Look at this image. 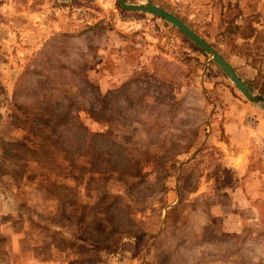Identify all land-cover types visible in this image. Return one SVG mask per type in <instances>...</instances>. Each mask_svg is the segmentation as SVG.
I'll use <instances>...</instances> for the list:
<instances>
[{
    "label": "rangeland",
    "instance_id": "obj_1",
    "mask_svg": "<svg viewBox=\"0 0 264 264\" xmlns=\"http://www.w3.org/2000/svg\"><path fill=\"white\" fill-rule=\"evenodd\" d=\"M150 1L264 97V0ZM247 24L250 40L233 30ZM86 77L135 93L87 125L110 151L91 154L67 129L65 153L45 151L56 139L41 108L101 107ZM237 97L179 30L119 0H0V264H264V147L235 171L215 143ZM179 201L181 228L161 237Z\"/></svg>",
    "mask_w": 264,
    "mask_h": 264
},
{
    "label": "trees",
    "instance_id": "obj_2",
    "mask_svg": "<svg viewBox=\"0 0 264 264\" xmlns=\"http://www.w3.org/2000/svg\"><path fill=\"white\" fill-rule=\"evenodd\" d=\"M233 30H236L237 32L240 31V34H241L240 36L244 40L252 38L254 36L253 34L256 32V29H254V27L251 24H247L246 27H243L242 25H237L233 27ZM157 62H158L157 64L153 65V70H156L159 67L158 64L160 63V61H157ZM140 72L142 71H134L131 74V76L134 75L135 73L141 74ZM143 72H144L143 74L146 73V74H149L148 76H152L147 71H143ZM85 81L87 84H89V86H91L92 88H94V90L97 91L96 93H94V95L95 97H98L99 101L101 102V107L99 108V110H96V107L90 104L88 109L80 107L74 111L67 110L64 113H58L57 112L58 110H53V108L51 109V107L53 106L50 104L46 106V108L44 109L41 108L40 110L45 112L48 115V121L51 124V129H52V137L56 139L54 141V144L47 147L45 151L56 150L57 152H61L63 154L65 153V151H63L62 149L64 146L62 134L64 130L66 129L73 131L75 134L77 133L78 134L77 138L79 140L80 146L83 149L91 152V154L94 152H101V151H106V150L110 151L109 138L103 133L92 131L87 125L88 123H97V124H104V125L108 124L109 113L118 111L117 109H112L114 107L110 104V99H112L111 97L117 95L119 98V101L126 102V100L131 99L133 95H135L134 90H130V92L124 91V85L127 82H129V80L127 79L123 81L121 85H119L118 87L108 89L104 92L99 91V87H96L91 82H89L87 77L85 78ZM92 93L93 92H91V94ZM48 140L49 138L43 139L42 141H39L37 139L34 140L31 138H27L25 142L29 144L27 145L29 148L40 150L42 143L48 142ZM56 147H58V149H56ZM29 148L26 147L28 151H31V149ZM211 154L212 153L208 155L213 156ZM55 162L56 161L54 162L52 161V165H54ZM59 165H60V162H59ZM46 169L48 171L52 168L47 167ZM49 174H52V172L50 171ZM183 206H184L183 202L179 201L176 205L171 206L169 208V213H168L164 228L161 231V237H166L169 233H173L176 230H179L181 228V225H179L178 218L181 212L180 211L181 207ZM171 214H173L172 218H171ZM222 235H224V237L227 238L228 240L237 238V237L229 236L226 234H218V235L213 234V237H211V239H208L206 241L209 243L216 242L218 244L219 243L227 244V242L229 243L230 241L223 240ZM216 238L220 239L221 242L218 241V239ZM143 250L146 251V249H143Z\"/></svg>",
    "mask_w": 264,
    "mask_h": 264
},
{
    "label": "crops",
    "instance_id": "obj_3",
    "mask_svg": "<svg viewBox=\"0 0 264 264\" xmlns=\"http://www.w3.org/2000/svg\"><path fill=\"white\" fill-rule=\"evenodd\" d=\"M256 24L255 26H257L258 31L262 28L264 30V26L260 27ZM224 59L241 78L234 66L226 58ZM231 109V111H227L225 114L224 137L215 138V143L219 146L220 151L222 150L226 153L224 161L225 158L226 160L228 159V164L235 171H239L247 167L245 162L250 159L249 152L252 149L264 147V111L239 97L233 101ZM228 164L226 163V165Z\"/></svg>",
    "mask_w": 264,
    "mask_h": 264
},
{
    "label": "water",
    "instance_id": "obj_4",
    "mask_svg": "<svg viewBox=\"0 0 264 264\" xmlns=\"http://www.w3.org/2000/svg\"><path fill=\"white\" fill-rule=\"evenodd\" d=\"M119 5L122 9L150 13L169 22L186 38L194 43L204 54H206L210 60H212L225 77L232 83L234 88L242 94L247 101L264 111V97L257 94L249 85H247L216 50H214L195 32L189 29L175 15L155 6L150 0H147L146 5L128 4L125 0H119Z\"/></svg>",
    "mask_w": 264,
    "mask_h": 264
}]
</instances>
